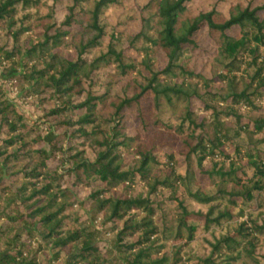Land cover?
<instances>
[{"label": "trees", "instance_id": "trees-1", "mask_svg": "<svg viewBox=\"0 0 264 264\" xmlns=\"http://www.w3.org/2000/svg\"><path fill=\"white\" fill-rule=\"evenodd\" d=\"M0 70V264H264V0H0Z\"/></svg>", "mask_w": 264, "mask_h": 264}, {"label": "rangeland", "instance_id": "rangeland-1", "mask_svg": "<svg viewBox=\"0 0 264 264\" xmlns=\"http://www.w3.org/2000/svg\"><path fill=\"white\" fill-rule=\"evenodd\" d=\"M188 56L187 54L183 55V58ZM3 75L0 70V79H2ZM6 92H7V97L17 104L18 108L22 111L24 114V117L27 121L33 122L37 119L39 116V112L37 111L36 107L30 104H27L26 101L22 100L20 97L17 96L16 92L9 89L7 85L4 86ZM132 117V113L128 112L127 113V118L130 119ZM262 149H264V145L261 146ZM193 206L198 210L205 211V207L199 206V205H194Z\"/></svg>", "mask_w": 264, "mask_h": 264}]
</instances>
